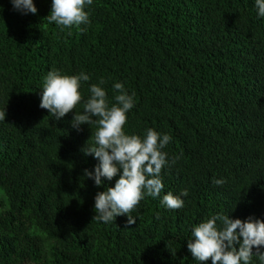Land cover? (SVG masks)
Listing matches in <instances>:
<instances>
[{"label": "trees", "instance_id": "1", "mask_svg": "<svg viewBox=\"0 0 264 264\" xmlns=\"http://www.w3.org/2000/svg\"><path fill=\"white\" fill-rule=\"evenodd\" d=\"M33 3L38 12L22 14L0 0V264H200L187 247L195 226L217 214L264 220V17L255 0H93L90 23L71 30L45 18L52 0ZM49 71L90 77L59 121L40 107ZM101 79L109 106L117 82L134 94L126 134L172 138L160 196L145 190L127 227L126 215L93 218L96 194L119 176L100 186L84 176L99 163L82 151L97 125L72 126ZM183 190L182 208L161 203ZM250 264L262 262L254 254Z\"/></svg>", "mask_w": 264, "mask_h": 264}, {"label": "clouds", "instance_id": "2", "mask_svg": "<svg viewBox=\"0 0 264 264\" xmlns=\"http://www.w3.org/2000/svg\"><path fill=\"white\" fill-rule=\"evenodd\" d=\"M13 8L22 14H36L33 0H11ZM93 0H52L50 14L45 17L61 30L72 26L79 27L90 23L89 14L84 10ZM258 16L264 17V0H255ZM86 28H80L81 32ZM89 75H61L59 71H49L44 79L40 107L49 110L59 121L69 112H73L82 100L81 81H89ZM99 84H91L90 96L83 104V112H74L72 126L97 125L94 146L82 149L85 155H92L99 163L94 171L84 170V176L100 186L102 177L111 181L119 176L114 187L98 192L94 198L95 218L105 223L113 222L117 216L126 215V227L136 223L130 215L132 210L148 196L159 197L164 185L160 178L162 168L168 163L167 153L162 149L171 141L167 134L161 136L154 129H147L143 138L126 134L127 113L134 107V94L129 95L124 85L117 82L113 89L115 103L109 106L107 93ZM6 110L0 112V120H5ZM176 159H179L177 157ZM175 163V160L173 161ZM222 185L223 180L213 181ZM183 190L180 196L171 192L163 195L161 203L168 209H180L184 206L181 196H187ZM220 222L219 225L217 222ZM193 239L187 242L192 257L201 262L209 259L211 264H250L253 255L264 264V220L249 217L247 220L232 219L230 215L217 214L201 222L192 230ZM238 245V247H237ZM255 247V252L253 248Z\"/></svg>", "mask_w": 264, "mask_h": 264}]
</instances>
